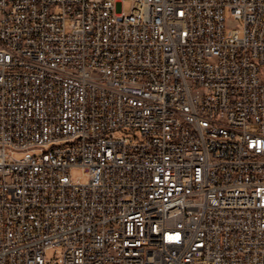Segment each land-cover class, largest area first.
<instances>
[{
	"label": "built area",
	"instance_id": "2783aa9c",
	"mask_svg": "<svg viewBox=\"0 0 264 264\" xmlns=\"http://www.w3.org/2000/svg\"><path fill=\"white\" fill-rule=\"evenodd\" d=\"M122 5L0 0V264H264V0Z\"/></svg>",
	"mask_w": 264,
	"mask_h": 264
},
{
	"label": "rangeland",
	"instance_id": "374dc122",
	"mask_svg": "<svg viewBox=\"0 0 264 264\" xmlns=\"http://www.w3.org/2000/svg\"><path fill=\"white\" fill-rule=\"evenodd\" d=\"M134 1L135 0H123V5H122L123 10L129 12L134 4ZM233 25L235 27H239L240 24L238 22H235L233 23ZM71 176L73 178L81 177L83 180L86 179L85 175L83 174V171L80 168H73L71 170ZM52 256H53V252L50 255H48V257H52Z\"/></svg>",
	"mask_w": 264,
	"mask_h": 264
}]
</instances>
